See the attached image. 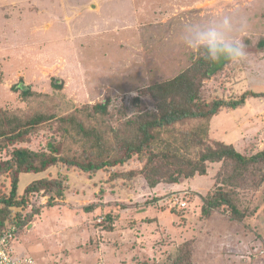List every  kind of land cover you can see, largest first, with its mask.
Segmentation results:
<instances>
[{"label":"rangeland","instance_id":"374dc122","mask_svg":"<svg viewBox=\"0 0 264 264\" xmlns=\"http://www.w3.org/2000/svg\"><path fill=\"white\" fill-rule=\"evenodd\" d=\"M14 3L16 10L0 8V25L10 20L8 27H0L2 107L21 104L12 90L15 83L58 94L51 81L59 77L64 80L60 94L68 105L62 111L110 98L117 115L123 108H134L130 99L139 89L186 69L198 55L190 46L196 30L209 26L228 39L243 42L248 37L252 43L246 46V59L232 61L206 82L211 92L229 96L248 89L264 91V49L256 48L264 38V0ZM1 4L11 6L12 0ZM52 13L57 19L46 28L44 20ZM180 129L175 125L161 131L160 142L167 140L170 147L163 142L157 149L176 152L177 145L184 146ZM179 134L183 139L173 143ZM49 138V132L41 131L24 146L47 148ZM215 141L233 144L248 156L264 150V97L249 98L244 106L214 116L205 143ZM201 151L202 145L192 147L189 157H200ZM8 152L0 150V160L8 158ZM142 161L136 157L120 168H139ZM42 177L63 179L67 190L55 200L49 192L31 193L20 210L25 217L32 214L33 220L18 228L15 256H32L36 264H264V160L244 166L228 158L211 163L205 175L154 187L138 176L129 190L124 182L110 181L107 172L82 173L55 165L22 173L19 197L28 183ZM220 180V185L237 191L239 205L250 210L243 220H231L227 208L202 217V196ZM10 190L5 174L0 192ZM173 196L187 207L179 208ZM50 201L55 204L49 206Z\"/></svg>","mask_w":264,"mask_h":264},{"label":"trees","instance_id":"16d2710c","mask_svg":"<svg viewBox=\"0 0 264 264\" xmlns=\"http://www.w3.org/2000/svg\"><path fill=\"white\" fill-rule=\"evenodd\" d=\"M4 6L5 9L11 7L9 4ZM243 43L245 46L252 44L248 37ZM256 48L259 51L264 49V38L259 40ZM197 51V57L186 69L172 79L139 89L130 99L129 106L134 108H123L117 115L111 109L113 102L110 98L62 111L68 105L60 94L64 80L59 77H53L51 81L58 94L37 90L22 81L15 83L12 90L21 104L0 106V150L9 151L8 158L0 160V177L8 174L11 180L10 192H0V233L12 225L18 230L33 220L32 214L25 217L20 210L28 203L31 193L49 192L55 200L54 197H64L67 190L63 179L42 177L28 183L19 197L18 187L24 172L44 171L55 165L82 173L104 171L110 181L124 182L129 190L138 176L154 187L158 183H179L195 175H205L211 163H222L228 158H234L244 166L264 160V150L248 156L233 144L223 141H215V145L205 143L214 116L244 106L249 98H263L264 91L248 89L229 96L213 94L206 82L234 60L221 55L212 62L204 58L206 48ZM4 80L0 64V87ZM175 125L182 128L184 146L177 145L176 152L162 150L170 147V143L167 140L160 142L159 133ZM41 131L50 133L47 148L35 150L24 146ZM181 135L174 136L171 141L180 142ZM163 142L167 146L158 150L156 146ZM198 145H202L200 157H189L190 149ZM136 157L143 160L139 168H120ZM219 174L220 171L216 175ZM216 183L218 186L214 185L202 196V217L208 218L214 210L223 208L228 209L231 220L247 217L250 210L239 205V199L235 197L237 191L226 184L220 185L221 180ZM54 204L49 202V206Z\"/></svg>","mask_w":264,"mask_h":264},{"label":"clouds","instance_id":"9594fccd","mask_svg":"<svg viewBox=\"0 0 264 264\" xmlns=\"http://www.w3.org/2000/svg\"><path fill=\"white\" fill-rule=\"evenodd\" d=\"M224 22L228 23L227 17ZM190 46L197 49L206 48L207 55L204 58L212 62H216L221 55L229 60L246 59L249 56L246 46L241 40L228 39L222 32L211 26L197 29Z\"/></svg>","mask_w":264,"mask_h":264},{"label":"built area","instance_id":"2783aa9c","mask_svg":"<svg viewBox=\"0 0 264 264\" xmlns=\"http://www.w3.org/2000/svg\"><path fill=\"white\" fill-rule=\"evenodd\" d=\"M171 200H173L179 208L187 207V202L181 200L178 196H173ZM16 231L17 226L12 225L0 233V264H36L32 256L14 255L15 247L12 241L15 239Z\"/></svg>","mask_w":264,"mask_h":264},{"label":"crops","instance_id":"0c3cea01","mask_svg":"<svg viewBox=\"0 0 264 264\" xmlns=\"http://www.w3.org/2000/svg\"><path fill=\"white\" fill-rule=\"evenodd\" d=\"M14 1H17V0H12L11 8H13V9L16 10L17 8H16V6L14 5V4H15ZM36 1H37V0H36ZM2 6H4V5L1 4V5H0V8H2ZM54 16H55V15H53V13H52L51 15L48 16L47 19L44 20L43 25H44L46 28H51V27L53 26V24L55 23V20L57 19V18L54 17ZM67 16H68V15H67ZM68 17H69V19H67V20H69V23L73 22V20H71V18L73 17L72 14H69ZM50 18H52V19L50 20ZM7 21H8V22H7ZM7 21H3V23L0 25V27H1V28H3V27H8V26H9L8 23H9L10 20H7Z\"/></svg>","mask_w":264,"mask_h":264}]
</instances>
